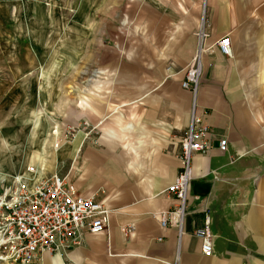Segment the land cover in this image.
<instances>
[{
    "label": "crops",
    "instance_id": "crops-1",
    "mask_svg": "<svg viewBox=\"0 0 264 264\" xmlns=\"http://www.w3.org/2000/svg\"><path fill=\"white\" fill-rule=\"evenodd\" d=\"M203 5L167 0L143 12L157 44L148 57L168 62L146 72L139 81L145 89L82 115L76 142L66 145L78 156L59 170L78 187L106 192L113 210L109 232L87 235L81 245L45 255L40 264H264V115L247 99V91L264 89L254 78L264 68V0H206L204 13ZM202 29L209 37L197 101L211 147L193 159L180 234L170 221L163 227L160 214L178 206L167 189L182 168L178 143L192 108V94L181 83L200 50ZM226 35L231 56L218 47ZM223 139L227 153L219 150ZM206 215L212 217L211 256L195 236Z\"/></svg>",
    "mask_w": 264,
    "mask_h": 264
},
{
    "label": "rangeland",
    "instance_id": "rangeland-1",
    "mask_svg": "<svg viewBox=\"0 0 264 264\" xmlns=\"http://www.w3.org/2000/svg\"><path fill=\"white\" fill-rule=\"evenodd\" d=\"M166 1L0 0L1 197L21 188L15 177L33 176L27 179L33 186L74 163L78 155L66 145L76 142L82 115L101 110L107 99L129 97L132 89L140 92L146 85L139 81L156 64L166 65L148 57L157 44L142 20L147 8ZM262 71L254 78L264 87ZM247 93L264 115V89ZM84 126L91 135L90 123Z\"/></svg>",
    "mask_w": 264,
    "mask_h": 264
},
{
    "label": "built area",
    "instance_id": "built-area-1",
    "mask_svg": "<svg viewBox=\"0 0 264 264\" xmlns=\"http://www.w3.org/2000/svg\"><path fill=\"white\" fill-rule=\"evenodd\" d=\"M203 3L204 13L206 0ZM198 36L200 50L189 64L181 83L182 88L192 94L190 125L178 143L182 168L167 189L178 206L168 214H160L161 225L164 227L170 221L180 234L189 187L194 179L193 159L210 149L212 137L197 101L203 73L201 55L208 50L206 40L209 32L202 29ZM218 47L221 53L231 56L232 45L228 35L219 40ZM219 150L228 152L227 139L220 141ZM17 182L21 188L12 195L6 193L4 197L7 201L0 204V258L8 264H40L45 255L81 245L87 235L109 232L113 210L103 189L92 191L78 187L69 173L62 174L58 170L40 177L33 186L28 185L27 179ZM211 224V215H206L195 232V236L202 241L206 256H211L214 250Z\"/></svg>",
    "mask_w": 264,
    "mask_h": 264
},
{
    "label": "bare ground",
    "instance_id": "bare-ground-1",
    "mask_svg": "<svg viewBox=\"0 0 264 264\" xmlns=\"http://www.w3.org/2000/svg\"><path fill=\"white\" fill-rule=\"evenodd\" d=\"M46 161H47V160H46ZM42 167H43V168L45 167V159L42 160ZM44 169H45V168H44ZM44 169L38 173L39 176L42 175V172L44 171ZM21 179H29L30 181H33V180H34V177L31 176V177H29V178H28V177H27V178H25V177H24V178H23V177H15V178H14L15 181H18V180H21ZM6 201H7L6 197H0V204L5 203ZM2 261H3V260L0 258V264H1ZM3 262H5V261H3ZM7 264H8V263H7Z\"/></svg>",
    "mask_w": 264,
    "mask_h": 264
}]
</instances>
